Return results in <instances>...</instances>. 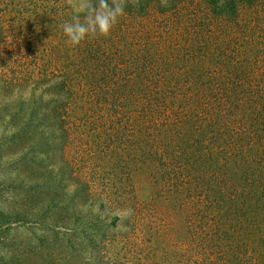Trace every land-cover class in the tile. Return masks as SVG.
<instances>
[{
    "label": "trees",
    "instance_id": "trees-1",
    "mask_svg": "<svg viewBox=\"0 0 264 264\" xmlns=\"http://www.w3.org/2000/svg\"><path fill=\"white\" fill-rule=\"evenodd\" d=\"M75 3L60 2L58 28L47 19L60 46L50 48V64L29 69L30 93L21 81L0 85V130L10 133L0 140V180L13 192L0 201L5 256L16 262L27 253V243H13L24 226L37 253L46 238L62 251L76 236V264H118L103 256L110 224L126 222L125 214L131 223L154 220L151 203L125 198L132 188L119 178L140 162L160 197L185 209L191 264H264V0H126L107 37L71 46L60 26ZM75 139L85 175L76 171V218L68 223L52 215L59 201L44 197L34 166L45 159L43 145ZM104 153L115 168L103 184L89 170Z\"/></svg>",
    "mask_w": 264,
    "mask_h": 264
},
{
    "label": "rangeland",
    "instance_id": "rangeland-1",
    "mask_svg": "<svg viewBox=\"0 0 264 264\" xmlns=\"http://www.w3.org/2000/svg\"><path fill=\"white\" fill-rule=\"evenodd\" d=\"M62 1L0 0V85L2 87L6 84L5 81L12 79L21 81L22 85H18L22 87L24 95L30 93L34 82L30 80L32 77L29 69L32 70L34 65H38L40 68V65L50 64L47 60L50 57V48L55 51L60 46L57 45L60 42L59 30L56 29L53 33V27L47 25V19L54 18L52 24L58 28V20L63 9L60 4ZM185 18L187 19V17ZM38 75L41 76L39 73ZM10 93L4 97L7 103L15 95L12 90H10ZM56 128V124L51 127V129ZM85 129L88 130V128ZM93 131L97 135L98 130H92V133ZM4 133L1 134L0 130V140L10 134L9 132ZM50 135L54 136L55 134ZM58 136H60V133ZM71 136L76 137V126L71 132ZM90 146L94 147L95 145L91 144ZM42 148L45 159L41 165L37 164L38 167H34L37 173L41 174L42 181L46 183L43 191L44 197L46 199L57 197L59 206L52 210V215L56 214L58 217L66 218L65 222H68L69 218L74 216L76 218V171H79L80 175H85L81 167L80 170L77 168L79 161L76 162V139L67 145L59 142V140H51L50 145H43ZM106 148L108 147L106 146ZM123 159L127 161L124 154ZM5 161V159H2V162ZM100 161L101 164L97 166L95 164L91 165L89 172L90 176L97 177L98 183L104 181V184L113 177L112 172L115 166H113L112 159L107 153L100 156ZM82 162L87 163L88 160ZM95 162L99 163L93 160V163ZM141 165L140 162L130 163L129 175L126 176L124 173L119 178L123 177L122 182L128 183V186L132 188V191L126 192L130 193L126 194L125 198L134 193L139 203H151L154 207V220L149 219L147 221L145 217L137 214L139 217L135 218V223H131V218L126 217L125 214L126 222L123 220L121 222L117 221V225L111 223V228L105 232L103 239L107 243L103 255L106 262L117 261L118 264L119 262L124 264H191L186 247L190 232L185 221V215L181 213L185 209H176L173 200L169 201L167 198H161V189L156 184L151 170ZM1 184L0 180V196H2L0 201L4 198H12L13 192H9L10 188ZM115 198L120 199L116 196ZM118 203H120L121 209L127 207L119 200ZM172 211L178 212L175 216H171ZM116 212L112 211L111 215H107V213V216L104 214L102 218L108 217L110 220V217ZM98 213L100 212L96 210L95 214ZM68 228L74 230L76 225H71ZM68 228L60 229L69 233H76L70 229L67 230ZM14 233V245L21 247L27 243L28 251L22 257L19 256L20 258L18 257L16 262H10V258L5 256L3 252L6 251L5 249L8 246L0 244V260H2L0 263L76 264V258L82 259L81 256H76V236L73 237V243L69 248L66 247L67 242H65L66 246L61 248L62 251L60 249L52 251L54 248L51 244L53 242L52 236L46 238L44 239V252L41 248V253H37V249H40L36 247L38 241L34 238L31 239L32 241L27 239L26 227L16 229ZM113 235L117 236L115 242H112ZM30 242H32V248H30ZM50 251H52V254ZM95 251L99 253L96 248Z\"/></svg>",
    "mask_w": 264,
    "mask_h": 264
},
{
    "label": "clouds",
    "instance_id": "clouds-1",
    "mask_svg": "<svg viewBox=\"0 0 264 264\" xmlns=\"http://www.w3.org/2000/svg\"><path fill=\"white\" fill-rule=\"evenodd\" d=\"M126 0H76L74 15L61 24L63 34L71 46L79 45L88 36L107 37L118 18L124 15ZM163 4L167 0H162Z\"/></svg>",
    "mask_w": 264,
    "mask_h": 264
}]
</instances>
